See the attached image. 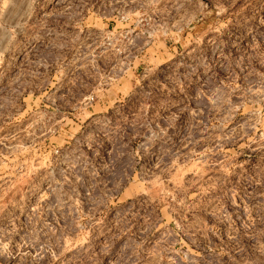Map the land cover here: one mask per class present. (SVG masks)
Here are the masks:
<instances>
[{
    "label": "rangeland",
    "instance_id": "rangeland-1",
    "mask_svg": "<svg viewBox=\"0 0 264 264\" xmlns=\"http://www.w3.org/2000/svg\"><path fill=\"white\" fill-rule=\"evenodd\" d=\"M0 264H264V0H0Z\"/></svg>",
    "mask_w": 264,
    "mask_h": 264
}]
</instances>
